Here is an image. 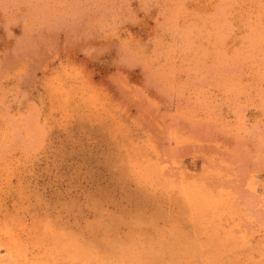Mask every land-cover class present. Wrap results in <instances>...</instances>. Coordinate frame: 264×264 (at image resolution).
I'll return each instance as SVG.
<instances>
[{
    "label": "rangeland",
    "instance_id": "obj_1",
    "mask_svg": "<svg viewBox=\"0 0 264 264\" xmlns=\"http://www.w3.org/2000/svg\"><path fill=\"white\" fill-rule=\"evenodd\" d=\"M0 264H264V0H0Z\"/></svg>",
    "mask_w": 264,
    "mask_h": 264
},
{
    "label": "bare ground",
    "instance_id": "obj_2",
    "mask_svg": "<svg viewBox=\"0 0 264 264\" xmlns=\"http://www.w3.org/2000/svg\"><path fill=\"white\" fill-rule=\"evenodd\" d=\"M30 237V236H29ZM69 256V255H68Z\"/></svg>",
    "mask_w": 264,
    "mask_h": 264
}]
</instances>
